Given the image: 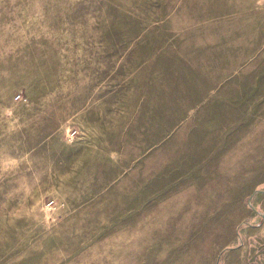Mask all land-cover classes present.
I'll return each mask as SVG.
<instances>
[{"label": "rangeland", "instance_id": "1", "mask_svg": "<svg viewBox=\"0 0 264 264\" xmlns=\"http://www.w3.org/2000/svg\"><path fill=\"white\" fill-rule=\"evenodd\" d=\"M0 264H264V0H0Z\"/></svg>", "mask_w": 264, "mask_h": 264}]
</instances>
